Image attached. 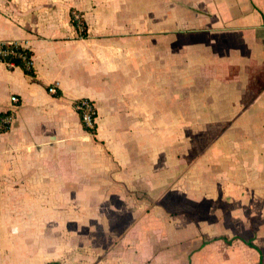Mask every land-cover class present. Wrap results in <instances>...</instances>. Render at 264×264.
Wrapping results in <instances>:
<instances>
[{
    "label": "crops",
    "instance_id": "0c3cea01",
    "mask_svg": "<svg viewBox=\"0 0 264 264\" xmlns=\"http://www.w3.org/2000/svg\"><path fill=\"white\" fill-rule=\"evenodd\" d=\"M5 43L0 264H264V0H0Z\"/></svg>",
    "mask_w": 264,
    "mask_h": 264
},
{
    "label": "built area",
    "instance_id": "2783aa9c",
    "mask_svg": "<svg viewBox=\"0 0 264 264\" xmlns=\"http://www.w3.org/2000/svg\"><path fill=\"white\" fill-rule=\"evenodd\" d=\"M74 17L76 19L77 28L79 29V31L80 32L84 31L85 24L82 21L81 16L79 14L74 13ZM2 46L3 44H0V55L2 57H5L7 54L14 53V50L3 49ZM0 61L6 63L9 67L15 66V63L12 61H4L2 59H0ZM27 62H28V66L33 65V59H32V62L31 61H27ZM49 91L51 93H57V90L54 86L50 87ZM11 102H12V107L15 108L16 105L19 103V97L17 95H12ZM76 107L78 109V112L80 114L83 124L91 129H94L96 126V115L97 114H96V108L93 102L89 99L84 98V99L79 100L76 103ZM13 108L2 112V115L0 116V133L8 130L12 122L14 121L16 117V113Z\"/></svg>",
    "mask_w": 264,
    "mask_h": 264
},
{
    "label": "trees",
    "instance_id": "16d2710c",
    "mask_svg": "<svg viewBox=\"0 0 264 264\" xmlns=\"http://www.w3.org/2000/svg\"><path fill=\"white\" fill-rule=\"evenodd\" d=\"M72 22L77 27V23H76V19L74 17V14H72ZM81 34L86 35V26H85V30L81 31ZM2 48L14 50V53L7 54L5 57H2L0 55V59H2L4 61H12L15 63V66H20L21 68H23L27 74H29L31 76L36 75L33 65L28 66V62H27V61L32 62L33 52L31 50H29V49H27V48H25L22 45L17 44V43H5V44H3ZM1 115H2V113H0V116ZM84 127L88 131L95 133V128L91 129V128L87 127L86 125H84ZM45 264H59V263L58 262H48Z\"/></svg>",
    "mask_w": 264,
    "mask_h": 264
}]
</instances>
